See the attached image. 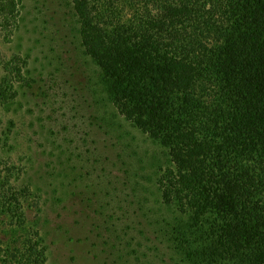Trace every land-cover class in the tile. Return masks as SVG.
<instances>
[{"label":"trees","instance_id":"trees-1","mask_svg":"<svg viewBox=\"0 0 264 264\" xmlns=\"http://www.w3.org/2000/svg\"><path fill=\"white\" fill-rule=\"evenodd\" d=\"M71 2L113 105L168 149L161 199L203 231L188 255L264 264V0ZM18 16L17 0H0V40L13 34ZM0 65L5 80L21 77L1 53ZM21 193L0 179V208L18 222ZM7 257L45 264L32 239Z\"/></svg>","mask_w":264,"mask_h":264},{"label":"rangeland","instance_id":"rangeland-1","mask_svg":"<svg viewBox=\"0 0 264 264\" xmlns=\"http://www.w3.org/2000/svg\"><path fill=\"white\" fill-rule=\"evenodd\" d=\"M17 1L0 40L21 69L5 80L0 65V179L22 192L23 222L0 208V264L28 239L45 264H207L188 255L203 231L161 199L168 149L113 105L71 0Z\"/></svg>","mask_w":264,"mask_h":264}]
</instances>
